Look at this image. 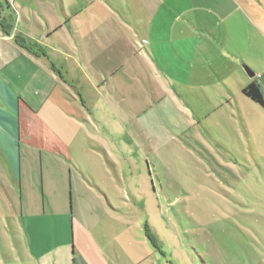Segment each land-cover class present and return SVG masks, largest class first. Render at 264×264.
<instances>
[{
  "label": "crops",
  "instance_id": "0c3cea01",
  "mask_svg": "<svg viewBox=\"0 0 264 264\" xmlns=\"http://www.w3.org/2000/svg\"><path fill=\"white\" fill-rule=\"evenodd\" d=\"M15 36L44 54L28 53ZM75 55L85 60L89 88L109 97L90 107L114 115L118 124L102 113L99 123L115 128L113 136L124 144L137 138L148 109L168 104L194 125L232 127L264 157V149L253 147L264 135V105L242 93L255 84L264 99V0H0V185L18 181L21 190L23 177L36 170L35 160L76 166V174L59 170L58 162L53 170L39 169L41 175L58 176L57 183L70 177L71 236L45 249L33 237L25 258L33 264H163L161 251L149 246L150 228L119 214L120 189L112 177L120 170H80L73 161L70 131L82 130V117L91 127L87 102L84 114L69 86L67 59ZM57 56L66 77L56 69ZM85 140L97 141L86 131ZM85 153V160L100 162L89 148ZM49 180L50 188L40 180L43 216L55 214L45 194L54 191V179ZM18 213L22 216L21 207ZM121 234L127 248L115 246ZM132 237L142 247H131Z\"/></svg>",
  "mask_w": 264,
  "mask_h": 264
},
{
  "label": "rangeland",
  "instance_id": "374dc122",
  "mask_svg": "<svg viewBox=\"0 0 264 264\" xmlns=\"http://www.w3.org/2000/svg\"><path fill=\"white\" fill-rule=\"evenodd\" d=\"M53 60L58 72L66 77L61 58ZM67 65L69 86L78 100L75 107L85 114L87 102L91 115V127L85 126L82 117L78 121L82 130L70 131L74 139L68 145L69 151L77 158L73 161L80 170L102 166L112 172L120 170L118 177H112L120 189L119 214L134 226L150 228L155 243L149 240V246L161 251L163 264H264V157L253 152L246 138L236 137L232 127L225 124H218V130L210 125H194L186 114L167 104L148 109L137 138L124 144L113 136L115 128L104 129L99 123L101 113L111 122H116L114 115L90 107L106 104L109 97L97 96L96 90L89 88L85 60L75 55L67 59ZM85 131L103 142L102 146L85 140ZM262 136L253 145L259 152L264 149ZM85 148L100 155L98 164L93 159L85 160ZM49 160H43L42 165L35 160L36 170L32 175H23L21 190L18 181L10 180L8 189L0 185V264H33L24 256L32 249L33 237L40 239L45 249L60 246L71 236L70 177L57 183L58 176L41 175L40 168L53 170L58 162L59 170L72 169L75 173L76 166ZM50 178L54 179V191L45 194L55 214L50 215V208H46L48 214L43 216L40 180L42 183L44 179L47 186V181H53ZM72 178L74 182L75 175ZM116 240V247H128V238L123 234ZM139 240L132 237L131 247H142Z\"/></svg>",
  "mask_w": 264,
  "mask_h": 264
},
{
  "label": "trees",
  "instance_id": "16d2710c",
  "mask_svg": "<svg viewBox=\"0 0 264 264\" xmlns=\"http://www.w3.org/2000/svg\"><path fill=\"white\" fill-rule=\"evenodd\" d=\"M9 20H11V16L8 17ZM7 18V20H8ZM3 25V24H2ZM4 29V26H2ZM5 34H8L7 31H4ZM14 42L16 45H18L20 48L26 50L28 53L33 54V55H42L43 49L39 47L37 44L31 43L27 39L20 37V36H15L14 37ZM242 93L245 97L249 98L251 101L259 104V105H264V99L263 95L259 89V87L255 84H249L247 87H245L242 90ZM148 239L151 241V243L154 245V239L150 236L147 235ZM155 247V246H154Z\"/></svg>",
  "mask_w": 264,
  "mask_h": 264
},
{
  "label": "water",
  "instance_id": "95a60500",
  "mask_svg": "<svg viewBox=\"0 0 264 264\" xmlns=\"http://www.w3.org/2000/svg\"><path fill=\"white\" fill-rule=\"evenodd\" d=\"M248 74H249L250 76H252V73L248 72Z\"/></svg>",
  "mask_w": 264,
  "mask_h": 264
}]
</instances>
